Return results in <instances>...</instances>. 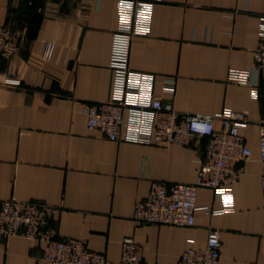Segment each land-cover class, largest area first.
Segmentation results:
<instances>
[{
    "label": "crops",
    "instance_id": "0c3cea01",
    "mask_svg": "<svg viewBox=\"0 0 264 264\" xmlns=\"http://www.w3.org/2000/svg\"><path fill=\"white\" fill-rule=\"evenodd\" d=\"M262 15L264 0H156L149 32L132 38L130 68L154 75L151 90L163 103L201 114L246 110L252 120L241 129L252 155L231 194L221 199L198 188L199 205L225 210L198 209L193 225L141 223L135 206L153 181H197L206 139L147 145L110 140L87 126L84 106L110 94L116 0H0V25L21 35L19 51L0 57V203L59 206L56 237L85 238L112 263L121 259L123 239L132 238L144 264H177L189 246L204 247L215 227L220 264H264L257 124L264 118V71L251 75L254 86L229 79L230 69L254 67ZM170 82L173 91L166 90ZM43 247L21 235L0 237V264H32Z\"/></svg>",
    "mask_w": 264,
    "mask_h": 264
},
{
    "label": "built area",
    "instance_id": "2783aa9c",
    "mask_svg": "<svg viewBox=\"0 0 264 264\" xmlns=\"http://www.w3.org/2000/svg\"><path fill=\"white\" fill-rule=\"evenodd\" d=\"M116 1L119 23L111 38L110 94L106 100L84 106L87 126L98 129L110 140L147 145L189 146L194 138H205L197 181L190 184L153 181L148 195L137 201L133 214L141 223L193 225L198 209L213 215L227 208L225 205L216 209L199 205L198 188L209 187L221 199L231 194L234 183L244 171L242 162L252 155L241 134V129L252 120L246 110L224 107L213 114H201L177 110L163 103L151 90L154 75L133 71L129 65L132 38L149 32L152 4L156 0ZM20 41L21 35L16 29L0 25V57H12L19 51ZM51 52L52 45L45 57L49 58ZM259 71H264V15L260 17L254 67L251 70L230 69L229 79L254 86L250 77ZM165 87L173 91L174 84L170 82ZM257 124L264 205V118ZM58 211L59 206L44 201L4 199L0 203V237L21 235L42 241V252L33 258L32 264H144L142 248L132 238L123 239L121 259L112 263L104 253L90 249L85 238L56 237L52 220ZM221 246L220 229L211 227L204 247L189 246L177 264H220Z\"/></svg>",
    "mask_w": 264,
    "mask_h": 264
},
{
    "label": "rangeland",
    "instance_id": "374dc122",
    "mask_svg": "<svg viewBox=\"0 0 264 264\" xmlns=\"http://www.w3.org/2000/svg\"><path fill=\"white\" fill-rule=\"evenodd\" d=\"M16 53H17V52H16ZM16 53H15V54H16Z\"/></svg>",
    "mask_w": 264,
    "mask_h": 264
}]
</instances>
